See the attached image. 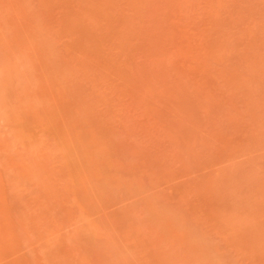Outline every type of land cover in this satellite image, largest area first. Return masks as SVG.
I'll use <instances>...</instances> for the list:
<instances>
[{
	"label": "rangeland",
	"instance_id": "rangeland-1",
	"mask_svg": "<svg viewBox=\"0 0 264 264\" xmlns=\"http://www.w3.org/2000/svg\"><path fill=\"white\" fill-rule=\"evenodd\" d=\"M0 264H264V0H0Z\"/></svg>",
	"mask_w": 264,
	"mask_h": 264
}]
</instances>
